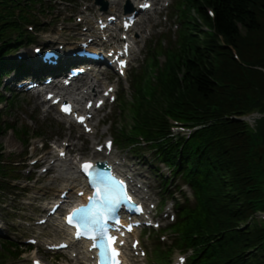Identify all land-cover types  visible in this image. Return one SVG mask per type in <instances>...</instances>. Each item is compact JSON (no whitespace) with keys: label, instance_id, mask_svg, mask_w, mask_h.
Here are the masks:
<instances>
[{"label":"trees","instance_id":"obj_1","mask_svg":"<svg viewBox=\"0 0 264 264\" xmlns=\"http://www.w3.org/2000/svg\"><path fill=\"white\" fill-rule=\"evenodd\" d=\"M212 6L217 12V37L199 48L196 54L189 55L183 70L185 82L182 84L175 79L167 104L172 109L182 105L187 111L191 110L190 91H194L207 110H210L209 103L221 105L223 112L239 110L243 104L250 105L248 110L257 108L264 101V76L239 65L230 48L218 42L223 40L228 46H234L244 57L250 54L252 46L255 52L264 53L261 45H256L258 39H264V0H214ZM203 15L209 20L205 10ZM243 29L248 32L249 41H243ZM155 110V120L149 121L157 129L164 128L167 122L164 108L156 107ZM222 115L218 113L217 117ZM199 138L200 146L206 149H202L200 159L198 154H190L187 150L191 169L202 163L214 173L224 174L222 181L226 184L221 195L210 201L207 230L224 237L220 239L221 251L214 249L215 258L211 264H264V251L250 252L259 246L262 231L257 227L247 231L240 229L241 223L253 216L256 206L252 204L261 195L249 186L254 178L257 182L262 175V171L253 170L251 166L258 157L252 151V139L243 125L226 120L217 121ZM249 173L253 177L248 176Z\"/></svg>","mask_w":264,"mask_h":264},{"label":"snow or ice","instance_id":"obj_2","mask_svg":"<svg viewBox=\"0 0 264 264\" xmlns=\"http://www.w3.org/2000/svg\"><path fill=\"white\" fill-rule=\"evenodd\" d=\"M147 6L144 5V7ZM64 110L69 111V106H65ZM80 119L83 122L84 118ZM60 154L64 155L63 152ZM82 169L90 178L95 195L89 197V206L75 209L69 214L67 221L70 225L81 230L77 232L78 236L83 234L82 230L86 229L92 233L89 238L96 240L99 237L101 242L93 246L98 247L100 250V264H120L118 260H105L106 255L110 256L115 254L118 256L119 253L116 252L114 247H111L115 242V238L108 235L102 222L106 221L108 214L115 211L121 203L124 201L131 202V197L124 190L125 186L123 182L116 180L109 172L101 171L91 162L82 164Z\"/></svg>","mask_w":264,"mask_h":264},{"label":"bare ground","instance_id":"obj_3","mask_svg":"<svg viewBox=\"0 0 264 264\" xmlns=\"http://www.w3.org/2000/svg\"><path fill=\"white\" fill-rule=\"evenodd\" d=\"M122 0H109V4H116L115 2H120ZM156 1H162V0H156ZM96 90L98 91V87L96 88ZM57 94H60L57 90H54ZM40 105L41 106H44L45 103L44 101H41L40 102ZM55 167H57L58 169H63L64 166L61 165V164H57ZM70 171V168H67L66 169V172L64 173V171H59V174L61 177H66L68 180H67V183L63 185V189H71V190H74L76 188H78L80 186V182H78V180H72L70 175L71 173L69 172ZM58 233H60V235H64L63 233H61V231L58 230ZM81 254V262L86 264L89 259H88V255L85 253V252H80Z\"/></svg>","mask_w":264,"mask_h":264},{"label":"rangeland","instance_id":"obj_4","mask_svg":"<svg viewBox=\"0 0 264 264\" xmlns=\"http://www.w3.org/2000/svg\"><path fill=\"white\" fill-rule=\"evenodd\" d=\"M262 181H263V187H264V173L262 174ZM257 219L258 220H263L264 221V214H261V215H258L257 216ZM256 222H254V224H255ZM243 228H245V227H243Z\"/></svg>","mask_w":264,"mask_h":264}]
</instances>
